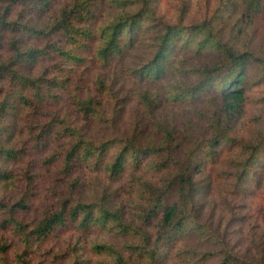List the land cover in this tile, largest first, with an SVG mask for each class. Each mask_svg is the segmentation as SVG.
I'll return each mask as SVG.
<instances>
[{"label":"trees","instance_id":"16d2710c","mask_svg":"<svg viewBox=\"0 0 264 264\" xmlns=\"http://www.w3.org/2000/svg\"><path fill=\"white\" fill-rule=\"evenodd\" d=\"M158 3L0 0V82L21 85L17 94L0 97V264H43L31 254V245L69 223L79 230L68 250L72 254H65L72 264H164L165 257L179 264H264V234L231 240L227 227L212 219L215 212L206 201L209 195L263 183L264 114L248 136H235L232 130L246 112L251 78L264 83V55L240 47L234 34L224 38L220 22L228 11L252 20L264 12V0H224L217 13L191 26L184 17L158 19ZM187 4L181 6L182 16ZM209 50L217 59L199 62ZM41 58L53 60L50 66L62 72L88 66L95 76L93 88L69 90L71 116L65 111L53 121L41 119L39 131L31 132L36 145L60 137L70 141L44 161L59 157L62 173L73 178L39 219L27 221L20 212L30 211L28 192L5 197L18 182L11 160L25 153L15 147L17 113L34 102L48 103L54 89L65 85L47 71L35 75ZM132 60L139 63L129 64ZM127 75L132 77L130 93L146 107L149 123L143 118L128 135L93 138L92 125L115 128L134 99L124 91ZM200 99L209 105L196 108V118L185 116L180 124L174 109ZM166 106L174 107V113L168 115ZM77 114L80 121L74 122ZM87 165L108 181L93 186L89 198L80 190ZM127 167L128 185L114 192L110 182ZM25 179L30 187L33 176L28 173ZM174 192L176 199L168 202ZM17 244L23 250L11 254Z\"/></svg>","mask_w":264,"mask_h":264},{"label":"rangeland","instance_id":"374dc122","mask_svg":"<svg viewBox=\"0 0 264 264\" xmlns=\"http://www.w3.org/2000/svg\"><path fill=\"white\" fill-rule=\"evenodd\" d=\"M184 1L188 2V4L186 11H184L185 15L182 16L181 6ZM223 1L224 0H159L156 17L169 22H174L175 20H179L180 17H184V22L187 26H191L217 13ZM220 23L225 30L223 32L224 38L229 39L231 38L229 35L234 34L239 41L240 47L246 45L264 55V12L250 20L247 17L241 16L238 12L230 13V11H228L226 18H224V22ZM89 53L91 54L92 52ZM144 56L147 58L150 56V53L147 52ZM216 59V53L209 50L202 58H198L197 60L203 64H212ZM118 61L125 64V62L120 59ZM52 62L54 61L51 59L41 58L35 63L33 72L35 75H39L45 71H47L50 76L59 75L58 79L63 81L65 85H60L59 88L54 89L52 99L48 103H38L36 105L34 102V106H28L27 110H18V121L14 126L13 136L15 139V147L19 150H25V153L11 160L10 165H12L11 168L18 182L13 190L5 194V197L6 199H17L26 191L28 192L27 201L31 206L30 211L26 213L20 212V216L27 221L39 219L42 212L49 207L50 202L56 201L59 196L58 192H64L66 190L68 185L67 179L73 178L71 175L66 176L62 173L61 170L63 165L59 157L53 163L44 161L45 156L53 152L64 150L66 146L70 144V141L60 137L51 140L48 144L47 142H40L39 145H36L34 133L31 132L39 131L38 127L42 123L41 119L53 121L54 117L59 116L57 113H64L65 111L67 116H71V110L68 109L70 108L68 107L70 89L82 91L83 89L94 87L93 78L95 76V69H91L87 66L84 70L79 67L75 72H70L68 70L62 72V69L58 66H50ZM135 62L139 63V61L132 60L129 64H134ZM183 66H186V64H183ZM253 70L254 68L252 71ZM123 80L125 93H130L132 91V77L128 78L127 75ZM144 85L152 87L154 84L145 83ZM20 87L21 85L0 82V97L5 93L14 92L13 95L17 94L16 92L21 91ZM247 89L250 100L246 106L244 116L234 124L232 132L235 136H248L253 124L257 122V118L264 114V102L261 101L264 96V83H259L258 80L251 78ZM24 90L26 94L29 92L27 89ZM130 94L131 97H133V93ZM207 100L200 99L202 104L196 101V105L195 102L191 103L187 101L182 106H177L178 109L166 106V113L168 112V115H170L174 113V110L180 112L177 121L183 125V122L186 120L185 116H193L196 118V111L194 110L198 107H203L205 104L209 105ZM144 110H146V107L141 106L137 99L134 98L123 108V112L120 114V123L115 128L111 127L109 124H94L91 128V136L99 139L104 135H128L134 129L137 121L143 118L148 121V117ZM161 112L163 111H160V113ZM80 118L78 114L72 115V120L74 122H79ZM147 123H149V121ZM184 128L189 129L190 126L184 125ZM195 133L198 134L197 131ZM82 170L85 171L84 174L83 172L81 173L82 175L80 174L83 179V183L80 184V190L85 197H91L89 192L93 186L98 187V184L102 183L108 185V181L104 179V176L99 172H94V169L89 171V165ZM203 170L204 166L202 164L196 174L201 177ZM129 171L130 168L127 167L126 171L121 174L119 180H112L110 182L111 189L114 192L120 193L123 187L128 185L130 176ZM217 172L218 171L214 172L213 176H216ZM28 173L33 176V183L30 187L26 186L27 182L25 177L27 178ZM262 182L261 187L251 183L246 189H241L236 192L225 190L224 193L221 192L206 197V201L209 202L207 208L211 207L213 208V214L215 212L212 219L215 222H219L222 229L227 227V233H229L231 240L242 242V240H247L256 236L261 237V235L264 234V170H262ZM175 199L176 193L174 192L168 198V202L172 203ZM234 212H237V218H235V216L232 217ZM236 226H238L237 229H235ZM245 226H248L247 229H244ZM1 233L2 230L0 229V234ZM78 233L79 230L74 224L69 223L68 225H60L50 234L38 240L35 245L32 244L30 248H32L33 251L30 252L37 262L41 261L43 264H72L69 259L65 258V254H72L68 250L72 247ZM106 237L115 240L112 236L108 235ZM191 245L193 244L190 243L189 246ZM21 250H23V247L17 244L12 249L11 254ZM93 257L95 256H92V258ZM166 259L167 257L163 259L164 264H179V260L174 261L172 259Z\"/></svg>","mask_w":264,"mask_h":264}]
</instances>
